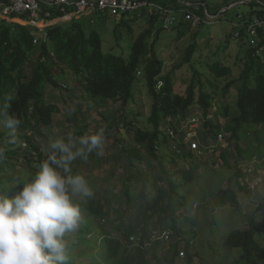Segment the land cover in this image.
<instances>
[{
	"label": "trees",
	"instance_id": "1",
	"mask_svg": "<svg viewBox=\"0 0 264 264\" xmlns=\"http://www.w3.org/2000/svg\"><path fill=\"white\" fill-rule=\"evenodd\" d=\"M151 1L163 8H168L167 5L160 4L158 0ZM174 1L179 6L177 5L178 7L173 10V16L181 8H186L183 2ZM239 1L241 0H231L230 3ZM242 1L240 4L248 5L249 8L240 15L238 18L240 21L232 26V29L233 37L237 32V39L243 38L247 41L245 42L247 48L241 57L243 68L237 80H231L221 88V92L227 95L230 86L235 84L236 100L233 112L230 111V103L224 101L220 109L213 113L212 94L205 91L200 72L195 71L194 67L193 78L183 94L174 92L171 73L162 75L163 62L158 57L155 45L159 32L167 30L162 26L166 13L156 11L149 14L144 9L135 13L113 16L121 17L113 29V36L117 41L121 36L119 27L126 26L132 34V27L123 22L125 15L133 14L144 19L146 17L149 26L133 36L128 55L115 51H103V39L95 28V24L98 22V17L105 18L110 13L94 12L82 16L81 19H69L46 26L42 38L33 34L32 31L36 28L0 20V100L6 95L12 96L9 113L15 114L21 120L19 126L21 129L33 130L34 136L37 134L40 136L42 129L48 130L53 124L55 114L61 111L59 106L49 101L48 91L50 87L59 88L60 80H63L67 69L78 78V86L82 87L90 98L112 101L114 106L123 108L133 101V87L137 83V73L144 72L150 98L147 121L151 128L147 129L138 125L139 121L135 117L126 119L124 114L118 118L117 122H122V125L127 128L129 138L131 137L126 144L121 142L116 145L117 154L126 159L127 164L124 168L127 174L122 183H111L104 191L99 189L100 185L97 181L94 183L88 181L94 190V197L82 203L81 227L68 237L69 264H84L82 258L85 256L95 261L91 251L94 241L87 238L89 233L102 236L96 251L100 256L97 260L98 264H176L178 261H183L184 264H195V257H198L200 264L208 263L203 257L201 259V252L199 253L196 249L195 239L198 240L199 236L193 227L197 223L196 218L192 216L193 203L186 192V187L200 178L199 170L202 163L188 161L189 163L182 164V167H177L173 165L175 163L170 164L168 161L169 165H165L158 159L165 161L169 155L165 153L159 156L158 149L161 138L166 140L169 136L165 134L166 128L170 126L176 133L178 131L176 126L169 123L172 118L178 117L179 121L190 108H195L199 104L201 107L198 113L202 114L204 119L200 121L202 123L198 126V130L206 150H211L214 155L219 144L215 147L210 146L213 141L218 140L219 135L221 137L224 135L228 141L227 148L233 146L238 154L247 147L255 150L252 158H261L264 154V51H260L264 46V24H253L255 18L264 20V0ZM204 7L200 5V10H192L201 17L198 26H193L191 21L185 20V15L180 18V22L188 23L193 27H199L203 23L209 25L207 22L209 19L203 11ZM66 10L64 13L53 10L48 20L71 12L70 8ZM217 12L219 9L215 13ZM227 12L228 10H225L222 14ZM96 15L98 17L95 18ZM11 18L18 17L12 15ZM176 19L177 17L172 28L178 26L179 19L177 21ZM157 25L159 28L151 39L154 27ZM252 29H255L254 34L250 32ZM182 31L185 30L179 31L180 36L184 34ZM251 41L254 43L252 44ZM194 52V45H190L186 51L185 60L192 61ZM210 69L217 77L227 76L231 72L228 66L221 65L218 61H214ZM211 85L217 86L215 82ZM73 88L76 87L73 85L71 89ZM70 107L73 108V105L70 104ZM78 114H83L81 115L82 128H80L83 130L85 115L81 108L74 114H68L66 120L76 124ZM220 118L225 120L224 123H221ZM22 137L27 144L23 155L20 146L16 147L17 144H10L11 147L7 149L3 148L5 159L0 161V188L9 187L34 176L47 157L43 149L47 147L48 139L54 138L41 136L43 145L40 146L33 136L23 133ZM173 140L174 144H180L181 147L173 146L170 153L172 160L175 159L173 153L178 149L184 153L182 159L188 160L189 155H192L190 143H186L183 138ZM241 140L245 141L243 148L240 147ZM194 144L196 148V143ZM246 154L251 155L249 150ZM220 156L225 158L224 153H220ZM13 158H18L17 165L9 164V160ZM213 158L214 164H218L217 156ZM152 162H157L160 177L146 173L148 168L155 167ZM225 163L228 165L226 159ZM137 166L148 168L142 173L136 170ZM236 167V185L240 190H247L245 193H248L250 183L257 180L255 179L257 173L255 172L254 177L253 175L248 177L249 183L244 185L242 179L249 174L247 171H241L240 164H236ZM72 168L74 174H80L84 166L81 162H77L73 163ZM230 178L226 179L227 183ZM139 183L142 189L137 193L133 192L134 187ZM18 190L12 189V191ZM202 193H208L204 187ZM231 194L227 185L221 191L218 189L213 194L214 204L224 207L227 203L234 202L235 197ZM119 204L120 210L117 209ZM133 205L137 207L133 209ZM165 220L171 222L174 232L182 233H174L172 229L163 227ZM247 223V227L231 231L216 228L215 233L223 238L227 251L240 249L247 264H264V246L255 239L254 223L251 220ZM185 226L190 230L185 231ZM165 229L169 232L166 238L153 239L154 231L160 234ZM184 232L187 233L184 234Z\"/></svg>",
	"mask_w": 264,
	"mask_h": 264
},
{
	"label": "rangeland",
	"instance_id": "2",
	"mask_svg": "<svg viewBox=\"0 0 264 264\" xmlns=\"http://www.w3.org/2000/svg\"><path fill=\"white\" fill-rule=\"evenodd\" d=\"M179 1L187 5L193 4L194 7L200 4L205 6L203 9L204 13L205 10H207L210 15H213V21L208 20L207 22L209 25L203 23L199 27H193L188 23L185 24L180 22V18L185 15L183 11H177L175 13L174 16L177 17L176 21L179 19L180 24L178 22V26L159 32L155 45L158 57L163 62L162 75L171 73L174 92L183 94L187 85L193 78L194 67L196 69L195 71L200 72L205 91L212 94L211 110L213 113L220 109L224 101L230 103V111L233 112L236 100L235 84L230 86L227 95L221 92V88L225 83L234 79L237 80L243 68V60L241 57L244 55L243 52L247 48L245 45L247 41L243 38L237 39V34H234L235 36L233 37L232 26L235 24L237 25V22L240 21L238 18L243 12H246L249 7L248 5L240 4V2H243L242 0L235 3H230L231 0ZM158 2L167 5L173 10L179 6L174 0H158ZM218 9L219 12L215 13ZM225 10H228V12L223 15L222 12ZM113 16V14H109L105 18L98 17V15L95 16V18L98 17L95 28L99 31L103 39V51H115L119 54L128 55L131 41L134 39L133 36L141 33L149 26L146 22V17L144 16V19L141 16H134L133 14L125 15L123 17V22L132 27V34L128 31L126 26L119 27L118 30L121 36L117 41L113 36V29L115 23L119 22L121 15L117 18ZM21 17L24 18L25 16ZM69 19H81V17L75 14L71 17L64 16L61 18L37 21L31 19H14L10 17L0 18V20H4L8 23H19L21 25H29L32 28H36V30L32 32L34 35L39 36V38H42L44 35V28L46 26ZM158 28V25L154 27L151 39L156 35ZM181 30L185 31H182L184 34L180 36L179 31ZM190 45H194L195 52L192 61H186V51ZM260 51H264V46ZM214 61L220 62L221 65L228 66L231 70L230 74L224 77H217L210 69V65ZM137 76V83L133 87V101L128 104L126 108H123L121 106H114L112 101L90 98L85 90L78 86V78L73 75L71 70L67 69L62 78L63 80H60L59 88L55 89L50 87L48 91L49 101L59 106L61 109L58 114H55L52 126L48 130L42 129L40 136L38 134L34 136L33 130H25L19 127L17 129L18 140L16 147L18 145L20 146L21 154L23 155L27 145L23 140V133L33 136L35 142L40 143L41 146L43 145L40 140L41 136H52L54 138L62 136L65 138L68 134H72L78 137L85 134H94L99 128H104L105 146L103 155L97 156L96 154H92L87 161L78 159L74 163L81 162L84 168L81 170L80 174L84 175L91 183L97 181L101 191H104L111 183H122L127 174L126 168H124L127 162L125 158L117 154L116 145L121 142L126 144V141L131 140V137L129 138L127 128L122 125V122H117V120H119L118 118L122 117L124 114L126 119L135 117V119L139 121L138 125L146 127L147 129L151 128L147 121L150 111V98L148 87L144 79V72H138ZM212 82H215L217 86L213 87L211 85ZM62 84H66L67 86L64 87ZM73 85L76 88L71 89ZM70 104L73 105V108L70 107ZM199 107L201 106L198 104L195 108H190L185 116H181L182 118H180L179 121L178 117L172 118L169 123L176 126L178 131L176 133L170 126L164 130L165 134L169 136L166 140H162L161 138L158 152L159 156L165 153L169 156L165 161L163 159H158V161L165 165H169L167 164L169 161L170 164L175 163L173 165L177 167H182V164H187L189 162L202 163L201 170H199L201 171V174H199L200 178L196 179L191 186L186 187L189 200L193 203L192 216L196 218L197 223L193 227L197 236H199L198 240L195 239V245H197L196 249L199 253L201 252V259L203 257L208 262L207 264H247L240 249H231L232 251H227L225 249L223 238H220L219 235L215 233V230L216 228L217 230L229 229L228 231L236 228L242 229L247 227L248 220H251L256 227L255 239L260 245L264 246V154L261 158H252L255 154V150L249 147L242 151L241 154H238L233 146L232 148H230V146L227 148L228 141L225 139L224 135L222 136V140H219L218 136V140L213 141V144L210 146L215 147L219 144L214 155L211 150H206L205 144L201 139L202 136L198 130V126L202 123L200 121L204 119L203 115L198 113ZM79 108H81L85 115V126L83 130L80 129L82 128L81 124L83 122L81 115L83 116V114H78L76 124L66 120L68 114H74ZM220 119L221 123H224L225 120H223V118ZM7 133L8 130L0 124V148L7 149L11 147L8 143ZM176 138H183L186 143H190L192 155H189L188 160L182 159L184 153L179 149L173 153L175 159L172 160L170 153H172L173 146L179 145L177 147H181L180 144H174L175 142L173 139ZM192 142L196 143V148L193 144L191 145ZM240 147H245V141L241 140ZM247 150H249L250 156L246 154ZM220 153H224L225 158L220 156ZM215 155L218 158V164H214L213 162V157ZM16 159L18 158L9 160V164L17 165ZM19 159H21V161L23 160L22 158ZM225 159L228 165H226ZM236 164H240L242 172L247 171L249 174L242 179L244 185L249 183L248 177H252V175L254 177L256 176L255 172L257 173V177L255 178L257 180L250 183V191L248 193H245L247 190H240L236 185ZM153 165L155 167L152 169L137 166L136 170L143 173L145 169H147L146 173L160 177V169L156 166L157 162H154ZM229 177L231 178L227 183L226 179ZM200 184L202 186H200ZM226 185L229 187L232 193L231 195L235 197V200L234 202L227 203L224 207L218 206L214 204L213 194L216 193L218 189L219 191L223 190ZM203 187L208 192L207 194L202 193ZM217 187L218 189L216 190ZM141 189L142 187L139 183L134 187L133 192L137 193ZM132 202L134 203L135 201L133 200ZM119 206L120 204L117 205V209L120 210L121 208H119ZM132 207L134 209L137 206L133 205ZM212 216L214 217L212 218ZM223 221H225V223H222ZM102 223L106 225L105 222L102 221ZM162 226L172 229L171 222L168 220H165ZM168 229H165L167 233ZM184 230L189 231L190 229L185 226ZM174 233L181 234L182 232ZM185 233L187 232H184V234ZM87 238L94 241L91 251L95 261H91L89 256H85L82 258L84 261L83 263L98 264L97 260L100 259V256L96 251L99 248V241L102 236L98 234L94 236L89 233ZM199 262L200 260L198 257H195L194 263L200 264ZM176 264H184V262L178 261Z\"/></svg>",
	"mask_w": 264,
	"mask_h": 264
},
{
	"label": "clouds",
	"instance_id": "3",
	"mask_svg": "<svg viewBox=\"0 0 264 264\" xmlns=\"http://www.w3.org/2000/svg\"><path fill=\"white\" fill-rule=\"evenodd\" d=\"M11 101V95L0 100V124L8 130V143L16 144L21 120L9 113ZM104 146V128L91 135L49 138L39 171L0 188V264H69L68 237L81 227L82 203L94 197L88 180L74 174L72 165L92 154L102 156ZM4 159L5 150L0 148V161Z\"/></svg>",
	"mask_w": 264,
	"mask_h": 264
},
{
	"label": "built area",
	"instance_id": "4",
	"mask_svg": "<svg viewBox=\"0 0 264 264\" xmlns=\"http://www.w3.org/2000/svg\"><path fill=\"white\" fill-rule=\"evenodd\" d=\"M184 5L186 8L183 7L180 11L185 13V20H189L192 24L195 23L194 25L198 26L201 17L192 10H200L201 4L197 7H194L193 4L187 5L184 3ZM67 8H70L71 12H67L62 17H71L75 14L82 17L94 12L121 15L123 13L139 12L144 9L149 14L159 11L163 14L166 13L162 24L164 29L169 30L175 24V17L172 15L173 9L170 7L163 8L151 0H0V18H11L14 15L18 18L20 17L19 19H22L21 16H25V18L34 21L48 20L53 10H59L61 13H64L67 11ZM204 14L209 20L213 21V15H210L207 10H205ZM253 24L262 25L264 24V20L256 18ZM250 32L254 34L255 29H252ZM235 34L238 35L237 32ZM251 43L253 44L254 41H251ZM220 139L222 140L221 135H219ZM193 146L195 147L194 143ZM158 238V232L154 231L153 239Z\"/></svg>",
	"mask_w": 264,
	"mask_h": 264
}]
</instances>
